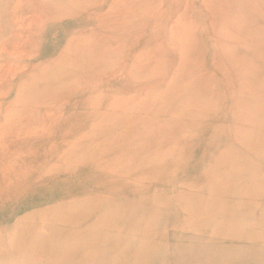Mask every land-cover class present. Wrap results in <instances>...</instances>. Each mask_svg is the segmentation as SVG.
I'll return each instance as SVG.
<instances>
[{"label": "rangeland", "instance_id": "obj_1", "mask_svg": "<svg viewBox=\"0 0 264 264\" xmlns=\"http://www.w3.org/2000/svg\"><path fill=\"white\" fill-rule=\"evenodd\" d=\"M0 264H264V0H0Z\"/></svg>", "mask_w": 264, "mask_h": 264}]
</instances>
